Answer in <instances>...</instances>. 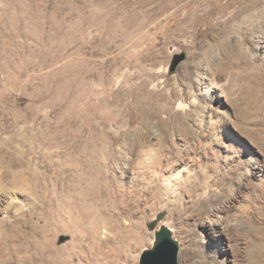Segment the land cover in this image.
Returning a JSON list of instances; mask_svg holds the SVG:
<instances>
[{
  "label": "rangeland",
  "instance_id": "rangeland-1",
  "mask_svg": "<svg viewBox=\"0 0 264 264\" xmlns=\"http://www.w3.org/2000/svg\"><path fill=\"white\" fill-rule=\"evenodd\" d=\"M0 81V264H264V0H0Z\"/></svg>",
  "mask_w": 264,
  "mask_h": 264
},
{
  "label": "water",
  "instance_id": "water-1",
  "mask_svg": "<svg viewBox=\"0 0 264 264\" xmlns=\"http://www.w3.org/2000/svg\"><path fill=\"white\" fill-rule=\"evenodd\" d=\"M163 217L160 214L157 222H160ZM157 222L152 225L151 230H155ZM155 234L153 247L142 253L139 264H179V243L173 239L172 231L166 226H161Z\"/></svg>",
  "mask_w": 264,
  "mask_h": 264
},
{
  "label": "bare ground",
  "instance_id": "bare-ground-1",
  "mask_svg": "<svg viewBox=\"0 0 264 264\" xmlns=\"http://www.w3.org/2000/svg\"><path fill=\"white\" fill-rule=\"evenodd\" d=\"M5 83H7L6 81H0V85L2 86L3 84H5ZM4 95H7V94H5V93H3ZM6 100H5V98H3L2 100H0V102L2 103V104H6V102H5ZM4 109V108H3ZM1 113L2 112H0V116H1ZM3 114V113H2ZM5 115H6V113H5ZM0 174H1V171H0ZM3 180H4V174L2 173L1 175H0V184L3 182ZM2 181V182H1ZM36 186L38 187L37 189H36V192H34V197L36 196V198L38 199V206L41 208V207H45V204L48 202V204H50V205H52L53 204V202H54V199H53V197L52 196H50L51 197V199L49 198V200H47L46 199V195H42V190L43 189H47V187H46V185L45 184H43V183H41V184H39V183H37L36 184ZM47 194V193H46ZM96 199V198H95ZM36 200V199H35ZM95 203V202H94ZM37 204V203H36ZM97 204V203H96ZM37 206V207H38ZM36 207V206H35ZM42 210V209H41ZM49 210H50V208H49ZM201 210H203V212L201 211V213H205V211H206V208H205V204H203V205H201ZM43 211V210H42ZM47 211V210H46ZM16 221V220H15ZM19 221V220H18ZM17 222V221H16ZM13 224V223H12ZM11 224V225H12ZM16 225V224H15ZM18 226V225H17ZM16 227V226H15ZM14 227V228H15ZM17 229H18V227H17ZM17 229H14V230H17ZM19 230V229H18ZM14 232V231H13ZM21 232V231H20ZM18 233H19V231H18ZM17 233V231L15 232V234L14 235H17L18 234ZM23 233V232H22ZM20 235V234H19ZM21 237V236H20ZM20 237H18V239L16 240V243L15 244H17V243H19L20 244V242L22 241H20ZM26 240V239H25ZM13 242H15V241H12V243ZM23 243V242H22ZM18 245V244H17ZM23 245V244H22ZM31 245V244H30ZM32 246V245H31ZM34 246V245H33ZM17 247V246H16ZM29 247V246H28ZM23 248V247H22ZM24 249V248H23ZM33 249V248H32ZM25 250H27V249H25ZM47 250V249H46ZM10 251V250H9ZM48 252V251H47ZM43 254V253H42ZM44 256V255H43ZM34 257V256H33ZM37 257V256H36ZM34 259V258H33ZM37 260V259H36Z\"/></svg>",
  "mask_w": 264,
  "mask_h": 264
}]
</instances>
